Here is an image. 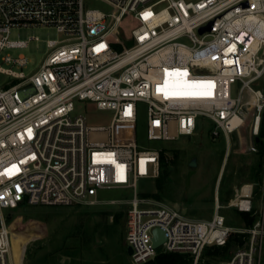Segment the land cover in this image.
I'll return each instance as SVG.
<instances>
[{
    "label": "built area",
    "instance_id": "1",
    "mask_svg": "<svg viewBox=\"0 0 264 264\" xmlns=\"http://www.w3.org/2000/svg\"><path fill=\"white\" fill-rule=\"evenodd\" d=\"M86 1L0 0V74L12 78L0 84V264H12L5 210L124 202L101 199L100 191L109 189L133 193L126 201L125 227L132 264L159 253L209 264L203 259L206 248L226 245L233 234L248 239L218 264H262L264 170L259 217L244 230L229 226L219 205L210 219L194 220L174 206L140 197L138 183L160 175L162 150L151 143L193 135L205 120L214 124V137L224 135L228 149L231 136L248 124L247 152H258L255 137L264 127V0H103L113 13L89 8ZM127 17L136 23L129 35L121 29ZM29 27L55 28L61 38L48 41L40 66L26 75L3 64H29L24 55L5 54L38 39H10L13 29ZM177 72L187 75H170ZM166 80L169 93L207 94L166 96L157 91ZM193 82L204 83L189 88ZM76 100L112 112L110 124L87 126L86 117L75 114ZM142 113L146 143H118L116 126H137ZM253 200L254 184L243 183L229 206L252 213ZM156 229L166 236L158 248Z\"/></svg>",
    "mask_w": 264,
    "mask_h": 264
},
{
    "label": "rangeland",
    "instance_id": "2",
    "mask_svg": "<svg viewBox=\"0 0 264 264\" xmlns=\"http://www.w3.org/2000/svg\"><path fill=\"white\" fill-rule=\"evenodd\" d=\"M86 6L105 13H113L114 10L103 0H87ZM135 24L127 17L121 29L129 35ZM32 36L38 39L29 41L26 47L5 51L14 58L21 55L28 57L29 64L25 68L3 64L4 67L30 75L47 55L48 41L61 38L55 28L29 27L13 29L10 39L27 41ZM10 80L12 78L0 74V84ZM75 106V114L84 115L87 126H108L112 120V112L98 110L88 101L76 100ZM144 123L145 113H142L137 126L118 124L116 141L133 142L137 139L145 144ZM247 125L241 127L240 135L231 136L229 149L222 133L217 138L212 135L214 124L209 120L202 121L193 135L151 143L150 146L165 151V161L158 178L138 183L139 196L174 206L194 220L210 219L219 205V212L225 216L229 226L240 230L250 228L237 208L229 206L243 183L254 184L253 204L256 212L251 214L254 223L262 206L261 179L264 168L262 175L256 179L261 154L247 152L250 139ZM193 158L197 162L195 167L190 165ZM99 196L103 200L122 199L124 202L116 206L76 204L22 206L15 211L5 210L3 215L6 218L11 214L6 224L12 236L13 264H132L127 254L125 227L129 208L126 201L133 197V193L109 189L100 191ZM233 235L240 236L242 245L248 239L246 234ZM237 249L238 246L232 243L222 253L208 248L203 253V259L209 264H218ZM261 263L264 264V241Z\"/></svg>",
    "mask_w": 264,
    "mask_h": 264
},
{
    "label": "trees",
    "instance_id": "3",
    "mask_svg": "<svg viewBox=\"0 0 264 264\" xmlns=\"http://www.w3.org/2000/svg\"><path fill=\"white\" fill-rule=\"evenodd\" d=\"M257 146H258V153L261 154V162L258 164L257 166V172H256V179L258 176L262 175V170L264 168V127L261 130L260 136H259V142H257ZM165 151H161V167L165 161ZM259 178V177H258ZM261 178V177H260ZM262 181V179H261ZM240 214L243 215L244 219L250 224V226L252 227L254 224V220L251 216L252 213L250 212H241L239 211ZM252 223V224H251ZM232 235L233 238L232 241L231 239H229L226 243V245L224 246H212V247H208L209 249H214L216 250L218 253H222L224 251H226L229 247V244L232 243L234 245L237 246H241L242 242L240 241V236H235ZM206 248V249H208ZM185 258V259H184ZM190 263L191 264V258L182 255V254H177V253H159L156 257H155V261L152 264H187Z\"/></svg>",
    "mask_w": 264,
    "mask_h": 264
},
{
    "label": "water",
    "instance_id": "4",
    "mask_svg": "<svg viewBox=\"0 0 264 264\" xmlns=\"http://www.w3.org/2000/svg\"><path fill=\"white\" fill-rule=\"evenodd\" d=\"M205 31V28H202L201 29V32H204ZM255 141L256 142H259V137H255ZM191 166L195 167L197 166V162H196V158H193L191 160V163H190ZM11 218V214L9 213L7 219L10 220ZM154 239H153V245H154V248H158L162 245V243L166 240V236L164 234V232L161 230V229H156L154 231ZM133 253V250L130 246H127V254L129 256H131ZM153 263V260H149L147 263L145 264H152Z\"/></svg>",
    "mask_w": 264,
    "mask_h": 264
},
{
    "label": "snow or ice",
    "instance_id": "5",
    "mask_svg": "<svg viewBox=\"0 0 264 264\" xmlns=\"http://www.w3.org/2000/svg\"><path fill=\"white\" fill-rule=\"evenodd\" d=\"M170 75H179V76H186L187 73H172ZM187 83V82H185ZM204 82H193V84L188 85L189 88L193 87H200ZM209 86H211V82H207ZM168 87V81H165L164 88H158L157 91H165V89ZM169 94L171 95H176V96H184V95H205L207 93H202V92H194V91H172L169 93L168 91H165V95L168 96Z\"/></svg>",
    "mask_w": 264,
    "mask_h": 264
},
{
    "label": "crops",
    "instance_id": "6",
    "mask_svg": "<svg viewBox=\"0 0 264 264\" xmlns=\"http://www.w3.org/2000/svg\"><path fill=\"white\" fill-rule=\"evenodd\" d=\"M250 184H253V183H250ZM254 197H255V195H254Z\"/></svg>",
    "mask_w": 264,
    "mask_h": 264
},
{
    "label": "bare ground",
    "instance_id": "7",
    "mask_svg": "<svg viewBox=\"0 0 264 264\" xmlns=\"http://www.w3.org/2000/svg\"><path fill=\"white\" fill-rule=\"evenodd\" d=\"M12 259V258H11ZM12 264H13V262H12Z\"/></svg>",
    "mask_w": 264,
    "mask_h": 264
}]
</instances>
